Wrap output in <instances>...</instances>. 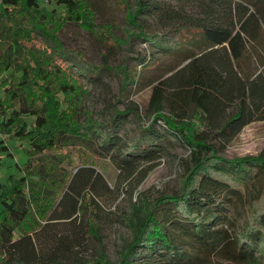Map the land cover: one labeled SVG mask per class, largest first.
<instances>
[{"label":"trees","instance_id":"obj_1","mask_svg":"<svg viewBox=\"0 0 264 264\" xmlns=\"http://www.w3.org/2000/svg\"><path fill=\"white\" fill-rule=\"evenodd\" d=\"M97 3L0 0V151L12 154L6 141L17 140L28 154L21 174L0 183V264H70L102 241L113 186L94 163L79 165L77 150L140 184L175 140L188 149L177 157L180 189L140 191L122 214L131 238L119 258L101 252L87 264H264V146L221 154L264 121V0H135L128 40L154 50L132 67L111 65L107 52L94 64L66 46L70 24L121 45ZM107 72L120 77L121 96L152 86L149 122L132 137L138 105H108L103 120L86 108L88 85Z\"/></svg>","mask_w":264,"mask_h":264},{"label":"rangeland","instance_id":"obj_2","mask_svg":"<svg viewBox=\"0 0 264 264\" xmlns=\"http://www.w3.org/2000/svg\"><path fill=\"white\" fill-rule=\"evenodd\" d=\"M135 0H98L97 19L100 22L112 23L114 34L121 40L120 46L111 47L76 24H70L62 33V38L68 47H75L82 51L94 64H100L105 52L113 66H135L140 64V58L154 50L148 42L139 39H129L130 26L127 24L126 10L134 6ZM53 6V5H52ZM51 6V7H52ZM159 29V28H158ZM128 41V42H127ZM120 77L114 72L103 75V84L96 86L89 84L90 94L86 99V108L95 113L97 119L109 117L107 106L116 104L120 109L127 105L136 104L140 107V117L131 115L125 135L132 137L143 122H149L144 116V110L149 102L152 86H133L128 95L121 96ZM106 87V89H105ZM1 138V136H0ZM12 154L0 151V183L6 182L11 174L20 175L19 166L28 160V154L17 140H7ZM264 146V121H256L247 125L241 133L221 151L225 157L257 154ZM188 155V149L174 141L171 153L159 159L155 168L140 183L119 179V169L109 158L89 157L82 149L75 152L79 165L84 160L94 163L99 171L113 186L114 192L104 203L102 241L92 239L78 249L82 258H72L70 264H87L90 258L98 257L104 252L110 261L120 256L123 244L131 238V231L121 220L122 214L129 212L133 200L137 199L140 191H149L154 197L161 193H172L180 189L182 169L178 166L177 157ZM51 253V251H50ZM49 253V254H50ZM53 254V253H52ZM225 264H227L225 262Z\"/></svg>","mask_w":264,"mask_h":264}]
</instances>
